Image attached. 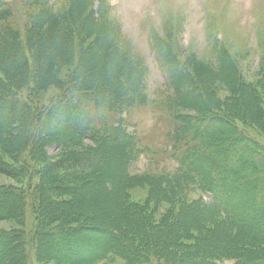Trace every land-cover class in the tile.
Returning <instances> with one entry per match:
<instances>
[{
  "label": "trees",
  "instance_id": "obj_1",
  "mask_svg": "<svg viewBox=\"0 0 264 264\" xmlns=\"http://www.w3.org/2000/svg\"><path fill=\"white\" fill-rule=\"evenodd\" d=\"M89 3L78 0L55 9L48 0H20L25 24L16 27L7 0H0V134L12 131V145L20 153L32 143L30 155L38 167L33 206L38 213L21 249L24 264L32 252L37 259L39 235L48 237L50 258L67 264L144 263L151 257L159 264H264V148L236 125L240 116L251 113L214 102L170 43L151 33V52L172 92L163 105L170 121L167 158L176 167L171 173L130 174L147 148L122 116L145 103L147 69L122 49L114 32L97 30L105 21L104 3L84 13ZM218 57L221 65L227 62L221 51ZM66 63L72 67L58 81L59 95L31 116L32 96L48 83L44 74L53 80ZM6 71L19 74L12 84ZM18 89L30 93V101L20 100L14 94ZM49 146L60 154L47 155ZM107 150L111 153L105 156ZM111 160L120 169L116 183L105 178ZM61 172L94 178L77 185L80 178L72 175L76 186H70ZM0 174L25 180L22 166L17 171L0 166ZM95 183L119 203L132 184L144 183L178 211L168 214L171 222L155 226L146 209L125 206L107 225L91 229L100 237L99 247L79 221L66 224L59 217L60 204L46 202L48 195L80 199L83 189ZM194 191L197 199L189 198ZM23 206L20 196L0 188V219L15 218ZM13 237L0 231V246L9 248Z\"/></svg>",
  "mask_w": 264,
  "mask_h": 264
},
{
  "label": "rangeland",
  "instance_id": "obj_2",
  "mask_svg": "<svg viewBox=\"0 0 264 264\" xmlns=\"http://www.w3.org/2000/svg\"><path fill=\"white\" fill-rule=\"evenodd\" d=\"M48 1L57 9L65 8L78 0ZM89 1V6L86 5L82 10L84 13L100 0ZM101 1L104 3L103 12L105 11L106 16L101 28L97 30L114 32L122 49L138 57L147 69L145 103L122 116L129 127L128 130L140 140V146L147 148V154L140 155L131 167L130 174L171 173L176 167L175 163L167 158L169 144L166 141V134L170 131V121L163 105L167 97H172V92L168 88L162 68L151 52V33L170 43L178 59L189 68L214 102L234 111L243 109L251 113L249 117L240 116L238 118L240 123L236 122V125L246 137L264 148V0ZM7 3L12 10L13 24L18 27L21 23L23 26L25 20L20 0H7ZM219 51L227 56L224 65H221L220 58H217ZM227 65L231 66L230 70L225 69ZM17 66L21 65L17 62ZM71 67L67 63L63 65L58 72L56 71L53 80L44 74L48 83L43 84L32 96L36 104H32V101L30 103L33 110L30 112L31 116L34 115V111L37 112L36 107L48 105L59 95L61 88L58 81L66 77ZM2 70L4 71L3 68ZM14 71L4 72L10 84L14 81L12 77L19 76ZM42 74L41 72L40 75ZM15 93L19 94L20 100L30 101V93L19 89ZM10 132L12 131H7L5 137L0 134V166L12 171H17L22 166L25 180L20 182L0 174V188L11 190L13 194L20 196L24 206L15 218L0 219V231L14 235L9 248L0 246V264H24L21 249L29 226L38 213L36 208H33L37 203L34 197L39 182L38 167L34 161V153L31 152L30 155L34 145L29 143L20 153L19 148L12 145L14 136ZM83 144L90 145L86 140ZM45 150L50 156L60 154V150L55 146H49ZM110 153L111 151L107 150L105 156ZM107 169L105 178L115 183L120 181V169L115 161L111 160ZM72 175L80 178L77 185L94 178L72 172L60 173L68 185L72 184L69 178ZM126 193L119 203L102 185L95 183L83 189L80 199L48 195L46 202L54 203L56 206L60 204L59 210H56L59 217L63 218L66 224L79 221L77 224L89 229L86 233L90 237L89 240L95 239V242L100 237L95 236L91 229L107 225L108 220L114 215L119 216L120 210L125 206L132 207L137 204L146 209L144 213L155 226L171 222L168 214H176L178 211L176 206L153 195L150 187L144 183L132 184ZM197 197L198 193L194 191L189 198ZM204 199L207 200L206 197ZM10 202L8 201L6 206L10 205ZM41 230L42 227L38 228V232ZM41 238L43 237L39 235L38 260L35 252H32L29 264H67L50 258L49 255H53V252L48 237L44 236L42 240ZM97 245L100 247L99 242ZM98 264H159V262L151 257L144 263L109 259Z\"/></svg>",
  "mask_w": 264,
  "mask_h": 264
}]
</instances>
